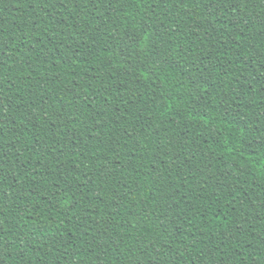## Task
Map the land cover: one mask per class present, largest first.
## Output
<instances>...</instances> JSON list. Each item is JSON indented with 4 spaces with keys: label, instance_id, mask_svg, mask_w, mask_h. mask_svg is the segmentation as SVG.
<instances>
[{
    "label": "trees",
    "instance_id": "16d2710c",
    "mask_svg": "<svg viewBox=\"0 0 264 264\" xmlns=\"http://www.w3.org/2000/svg\"><path fill=\"white\" fill-rule=\"evenodd\" d=\"M0 264H264V0H0Z\"/></svg>",
    "mask_w": 264,
    "mask_h": 264
}]
</instances>
